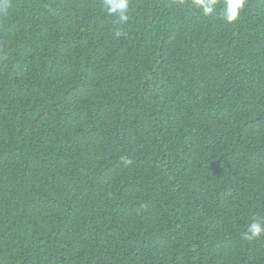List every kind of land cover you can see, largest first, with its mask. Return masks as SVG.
I'll return each instance as SVG.
<instances>
[{
  "label": "trees",
  "instance_id": "16d2710c",
  "mask_svg": "<svg viewBox=\"0 0 264 264\" xmlns=\"http://www.w3.org/2000/svg\"><path fill=\"white\" fill-rule=\"evenodd\" d=\"M7 3L0 264H264V0Z\"/></svg>",
  "mask_w": 264,
  "mask_h": 264
},
{
  "label": "clouds",
  "instance_id": "9594fccd",
  "mask_svg": "<svg viewBox=\"0 0 264 264\" xmlns=\"http://www.w3.org/2000/svg\"><path fill=\"white\" fill-rule=\"evenodd\" d=\"M246 0H193V5L206 16L217 14L227 23L236 22L241 11L244 9ZM3 8L8 7L7 0H0ZM103 8L108 16L115 17L118 25H125L130 20L131 4L130 0H103ZM114 38H120L124 35L120 27L113 30ZM264 235V217L253 218L248 224L247 231L244 233L245 238L254 239Z\"/></svg>",
  "mask_w": 264,
  "mask_h": 264
}]
</instances>
